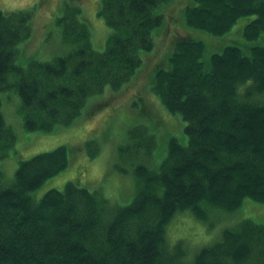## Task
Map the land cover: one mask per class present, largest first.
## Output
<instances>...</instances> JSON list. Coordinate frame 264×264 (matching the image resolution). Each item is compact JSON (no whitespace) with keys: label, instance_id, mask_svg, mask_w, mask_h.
<instances>
[{"label":"trees","instance_id":"1","mask_svg":"<svg viewBox=\"0 0 264 264\" xmlns=\"http://www.w3.org/2000/svg\"><path fill=\"white\" fill-rule=\"evenodd\" d=\"M171 1L99 0L95 15L111 30L103 50L77 18L81 8L70 9L65 39L72 51L24 68L15 59L17 45L31 34L32 12L0 11V93L15 87L27 132L70 125L85 102L107 88L115 93L93 110L109 104L144 71L137 73L142 54L169 33L168 58L163 61V54L149 73L147 90L168 115L182 119L186 135V145L169 139L166 156L151 167L152 130L127 132L138 139L134 152L143 154L133 165L137 193L124 206L74 182L32 199L69 166L66 146L21 161L9 185L0 172V264H264V223L241 220L189 258L182 241L171 246L166 233L183 211L203 218L209 206L233 212L246 200L264 204V0H190L178 19L185 37L175 35L172 14L164 13ZM163 18L167 23L158 32ZM241 18L237 32L256 42L245 53L218 39ZM204 35L221 52L204 58L206 44L198 39ZM14 143L0 109V151Z\"/></svg>","mask_w":264,"mask_h":264},{"label":"rangeland","instance_id":"2","mask_svg":"<svg viewBox=\"0 0 264 264\" xmlns=\"http://www.w3.org/2000/svg\"><path fill=\"white\" fill-rule=\"evenodd\" d=\"M191 2L172 0L169 6H163L158 12L162 13L166 7L164 13L172 14L173 18L169 20L178 27L182 25L180 20L184 9ZM98 3L99 0H0L2 12H32L31 34L17 45L15 63L24 68L32 60L51 62L69 54L73 44L65 39V23L67 17L72 15L69 10L75 7L81 8L77 18L85 20L91 29L94 47L103 50L111 30L95 15ZM244 19H239L229 32L218 38L222 46L236 45L245 53L247 48L256 44L244 39L242 32H237ZM166 23L163 18V23L157 31L161 32ZM174 31L177 36H187V32L179 27ZM204 36L198 38L206 44L204 58L221 52L222 48L219 50L215 43L207 42L206 39L212 37ZM169 40L170 35L167 33L158 41L155 51L153 49L142 54V64L137 73L143 69L144 71L119 91L109 104L93 110L95 105L107 101L110 93H115L107 88L101 95L89 98L80 116L70 125L57 126L50 132H27L23 127V111L15 87L11 86L2 91L1 113L15 134L14 145L0 151V154H4L0 157L2 182L10 184L21 161L58 146H66L70 151L69 166L33 191V200L39 201L50 189L62 190L67 182H74L81 187L101 192V196L113 205L129 204L137 193L133 165L139 163L137 160L142 158L143 152H134L132 145L138 142V139L127 138V132L135 126L152 130L157 145L152 149L149 158L151 167L158 165L166 156L169 139L174 138L180 144L186 145L182 119L178 115H168L154 94L147 90L153 72L150 75L149 73L160 62ZM156 41L157 39H154L155 45ZM167 58L162 60L166 62ZM15 82L16 77L10 74L8 83ZM139 104L142 106V112ZM90 111L91 114L87 117L86 114ZM92 152H95L93 157L90 156ZM246 219L264 223V204L246 200L240 210L233 212L209 206L203 218H195L190 212L183 211L176 214L168 224L167 240L171 246L182 241V249L185 256L187 255L186 258H189L194 251L210 245L223 230L232 228L239 221Z\"/></svg>","mask_w":264,"mask_h":264}]
</instances>
